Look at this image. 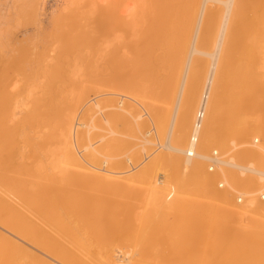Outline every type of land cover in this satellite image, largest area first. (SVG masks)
Wrapping results in <instances>:
<instances>
[{"label": "rangeland", "instance_id": "1", "mask_svg": "<svg viewBox=\"0 0 264 264\" xmlns=\"http://www.w3.org/2000/svg\"><path fill=\"white\" fill-rule=\"evenodd\" d=\"M8 1L11 0H0V62L4 61L6 67L20 56L18 60L21 61L23 58V62L18 61L15 71L12 70V66L15 67L16 60L14 65L11 64L10 72L6 69L8 72L6 78L10 80V88L8 86L6 91H10L12 95H9L8 103L6 101L7 110L5 111L4 106L1 108L7 113L0 116H4L5 120L1 116V123L3 120L7 122L3 124L7 129L9 127L13 140L6 143L9 134L8 130H5L8 135L5 141L7 146L4 147L1 142H4L6 136L4 138L5 133L0 134L3 136L0 145L3 148L11 147V149L8 147L10 151L6 149L10 152L6 158L7 152H4L5 149L0 146V200L8 194L9 185L20 186L18 193L9 191L16 194H12L16 197L13 204L21 207L22 210L19 211L25 215L23 216L26 221L38 223V226L34 223L36 228L26 232V239L24 238L23 242L16 239L23 245V249L24 247L29 249L27 251L29 254L26 251L23 252L24 254L22 251L19 253L17 247L5 244L0 239V264H20L24 261L25 264H35L34 261L38 263L34 255H42L40 251L43 250L39 247L41 244L37 242L42 228V232L48 233L50 237L45 233L46 236L53 240L57 248L64 249L63 255L68 257V254L71 260H81L82 264H111L110 259L117 250L122 255L121 258L126 254V262L121 264H254L244 257H247V253L254 248L253 241L239 243L234 237H225L221 233L223 227L235 230L240 229L239 225L242 224V222L226 223L228 216L223 215V212L221 213L223 216L219 214L221 217L218 215L219 218L214 217L211 220L213 214L202 211L197 215L201 219L200 225L194 226L188 222L189 225L179 212H174L176 209L170 207V211L166 204L160 208H145L143 196H140L142 193L139 184L147 181L146 178L143 180L134 178L129 183V187L126 184V191L119 193L93 183L90 176L94 169L91 166H88L89 169L68 167L67 171L59 170V173L49 168L51 158H48V153L59 145L56 139L61 132L58 123L62 121V115L67 117L70 114L68 116L70 117L88 98L102 97L106 104L112 103L111 106L115 107L123 96H127V99L132 97L129 100L135 99L134 103L138 100L137 103L140 105L144 103L145 108L147 107L149 120L159 119L166 122L178 79L172 64L174 60L171 62L172 58L167 51L157 48L155 55L159 57L155 63L139 70L140 62L136 61V55L140 56L137 51L144 47L142 41L139 42L138 38L126 34V30L106 36L97 32L99 23L108 22V19L117 18L120 23L126 24L119 20V16L125 18V21L133 19V16L137 22L152 21L162 13L159 0H25L24 5L16 0L17 5L13 0L10 6ZM217 8L218 5H215L214 9ZM240 10L239 22H249L255 15L264 13V0H241ZM130 12L129 17H126ZM109 14H112L113 18H108ZM80 34H84L87 39H83L80 43H72ZM126 61H128L127 67ZM196 72L190 77L191 85L196 87H192L193 100L204 77L202 71ZM219 85L215 89V99L217 97L219 99L224 91ZM2 91L5 92V88L0 90L1 94ZM1 98L4 99L3 96H0ZM262 100L260 95L256 97L254 105L241 100L235 107L238 116L247 117L249 120L247 123L259 118L261 113L258 104ZM124 105L123 103L122 107ZM230 106L225 102L219 105L222 111H226ZM189 107L191 108L187 111L193 114L194 105ZM189 113L190 119L192 116ZM162 118H165V121ZM148 122L142 126L145 132L151 127ZM1 127L2 133L6 127ZM243 136L244 138H238L242 140L241 143L251 142L255 135L248 133ZM259 143H264L261 137ZM122 158L126 163V156ZM100 161L99 166L102 167ZM160 183H163V180H160ZM45 190L48 192L45 198L51 203H43ZM30 195L34 201L29 202ZM59 196L61 198L69 196V199L73 197L71 200H77V204L82 198L81 206L80 204L75 205L76 207L70 206L68 198L64 201L69 202L64 204L59 201L61 198L57 200ZM182 198L193 201L201 209L206 206L210 211L209 202L204 199L205 197L192 194L182 195ZM40 199H43L42 205H47L43 206V210L39 203ZM90 200L98 201L97 205L92 203V208ZM72 202L75 201H71V204ZM83 202L84 205L89 204L85 207V211ZM12 205L10 207L14 212L18 211V205L15 207ZM38 207H41V210ZM87 207H90V210ZM12 216L0 209V226L1 223L12 221ZM108 220L111 223H108ZM247 221L249 222V220L243 222L245 225H241V230L261 233L264 229V219L256 224L250 222L253 223L251 224L253 227L249 226L250 228L248 227L250 223ZM103 222L107 229L103 228ZM214 222L219 223L221 229L215 228ZM122 225L123 228L126 225V230ZM244 226H247V229L243 228ZM0 231L6 233L1 228ZM31 253L34 255H30Z\"/></svg>", "mask_w": 264, "mask_h": 264}, {"label": "bare ground", "instance_id": "2", "mask_svg": "<svg viewBox=\"0 0 264 264\" xmlns=\"http://www.w3.org/2000/svg\"><path fill=\"white\" fill-rule=\"evenodd\" d=\"M11 1H8L9 6ZM13 2L18 5L23 2L25 4L26 1L17 0V3L15 0ZM159 2L162 5V13L150 22H137L134 16L133 19L125 21V18L119 16V20L121 19L126 24L120 23L117 18L108 19V22L99 23L97 32L106 36L126 30V34H130L132 38H138L139 42L142 41L144 47L137 51L140 56L136 55V61L140 62L139 70L146 69L155 63L159 57L155 55L157 48L167 51L172 58L171 62L174 60L172 64H174L178 79L166 122L159 119L149 120L147 107L145 108L144 103V106L137 103L138 100L135 101L138 105L134 103L135 99L129 100L132 97L127 99V96H123L118 105L116 104V108L111 106L112 103L110 105L107 102V105L102 97L88 98L81 108L77 111L74 110L73 114L71 113L70 117H68L70 114L67 117L62 115V121L58 123V125L60 124L58 129L61 132L56 139L59 145L56 149L50 150L49 157L47 155L48 158H51V162H49L51 167L49 168L59 173V170L60 172H63L64 169L67 171L68 167L89 169L91 166L94 169L90 176L93 183L119 193H124L126 184L129 187V183L134 178H142V180L146 178L147 181L139 184L141 187L138 185L141 188L142 195L140 196H143L145 208H160L166 204V207L169 206L168 209L173 207L176 209H173L174 212H179L184 221L186 220L187 223L194 224V226L200 225L201 219L197 215L202 211L213 214L211 220L226 214L228 216L226 223L228 224L242 222L243 226L245 225L243 222L246 220H249L248 223L256 224L264 219V143L258 144L259 137L264 140V13L255 15L249 22H239L241 0H159ZM213 5H218V8L215 10ZM10 8L13 9L12 6ZM129 8L131 9V7ZM130 14L131 12L127 13L126 17H129ZM110 17L113 18L112 14H109L108 18ZM115 19L117 22L113 21ZM54 24L56 23L54 22ZM83 39H87V37L80 34L75 38V41H73L74 39L71 41L76 44ZM158 43L161 45L157 46ZM20 57H17V60L14 58L17 63L15 60L9 61L12 62L11 64L16 63L15 67L12 66L13 71H15L14 68L17 70ZM22 60L23 58H21ZM4 64V61L0 62V88H5L6 92L0 93V96L4 97V99H0H3L0 101V114L7 113L5 104L10 99L9 95H12L10 91V93L6 91L10 85V80H7L6 75L11 70V64L8 63L7 68ZM127 65L128 61H126V67ZM196 71H202L201 74H204V77L193 100L191 99L194 95L192 87L195 86L191 85L190 77L193 72L196 74ZM9 78L11 79L10 74ZM218 84L224 91L216 100L214 93ZM3 92L7 96L6 98ZM258 95L263 99L258 104L261 116L247 123L248 118L238 116L235 107L241 100L254 105ZM223 102L231 105L226 111H222L219 107ZM123 103L125 104L124 108L122 107ZM16 104L18 106V103ZM191 105H194L193 114L187 111L190 110L188 108H191L189 107ZM3 106L5 111L1 110ZM17 113L16 115H18ZM188 113L192 116L190 119ZM1 116L0 127H6V129L2 133L0 129V134L5 133L3 136L4 138L6 136V139H3L1 135L0 141L4 140L1 145L5 147L6 143L12 142L13 137L8 130L9 127L7 129V126H4L7 123L3 122L4 116L1 123ZM162 119L165 121V118ZM146 122L150 123L151 127H148L149 130L145 132L142 126ZM5 130H8L9 136L11 135V138L8 136L9 141ZM248 133L255 135L252 141L241 143L242 140H238V138H244L243 135H248ZM233 136L237 138L234 139ZM237 140L240 143H237ZM10 145L12 144L10 143ZM8 147H2L3 150L5 149L4 152L11 149ZM211 147L212 149H210ZM7 153L6 158L10 152ZM123 156H126V163ZM99 161L102 167L99 166ZM160 180H163V183H160ZM9 186L7 188L10 189H8L10 192L18 193L19 185V187ZM9 191H7L8 194H4V199L0 200V209L12 214L13 219L7 223H1L0 228L7 234L0 231V239L5 244L17 247V251L19 250V253L22 251L24 254L23 252H27L29 249L27 248V250L26 247L23 249V245L17 240L23 242L26 232L33 231L36 228L35 224L38 226V223L26 221L18 204H16L18 211L16 208L15 210L19 213L14 212L10 205L15 203L14 198L16 197L12 196L14 193ZM43 192L42 190V195ZM45 193L44 200L42 199L44 202L39 200L40 205L42 202L51 203L49 199L45 198L48 194L46 190ZM192 194L205 197L204 199L209 202L210 211L206 206H203L202 210L193 201L182 198V195ZM60 198L59 196L57 200ZM65 198H61L62 200L59 201L64 203ZM70 198L73 199V197ZM28 199L29 202L34 201L31 195ZM71 199L68 198L70 206L79 204L81 206L82 198H80L79 204L76 203L77 200ZM87 199L84 201L86 202ZM53 201L55 202V200ZM71 201L75 202L71 204ZM85 202L82 203V206ZM97 202L92 201L91 207L92 203L96 206ZM44 205H42V210ZM86 206L89 204L84 205L83 210ZM40 208L38 207V209ZM222 212L223 215H221ZM109 220L108 223H111ZM251 224L253 225L250 223L248 227H253ZM241 225H239L240 229L235 230L223 227L221 233L225 237H234L239 243L253 241L254 248L247 253V257H244L250 259V262L254 264H264V229L261 233L253 230L250 233L241 230ZM213 226L218 230L221 229L219 223L214 222ZM104 227L106 228L105 225ZM114 228L113 230L117 231ZM42 230L43 228L39 232V237H37L38 233L36 236L37 242L41 244L39 246L36 242V245L43 251L37 250L42 255L31 253L30 255L33 254L38 262L34 261L33 263L82 264L81 260L75 261L73 258L71 260L67 253L69 258L63 255L64 249L57 248L48 233L45 231L49 237ZM108 230L110 231V228ZM89 231L91 232V230ZM27 253L29 254V252ZM120 256L122 255L118 250L115 251L110 263L126 262V254L124 258ZM20 264H25V261Z\"/></svg>", "mask_w": 264, "mask_h": 264}]
</instances>
